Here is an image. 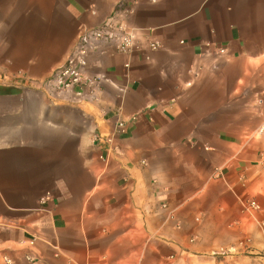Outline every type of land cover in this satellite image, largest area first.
<instances>
[{
	"label": "crops",
	"instance_id": "1",
	"mask_svg": "<svg viewBox=\"0 0 264 264\" xmlns=\"http://www.w3.org/2000/svg\"><path fill=\"white\" fill-rule=\"evenodd\" d=\"M119 1L0 0V264H264V0Z\"/></svg>",
	"mask_w": 264,
	"mask_h": 264
},
{
	"label": "built area",
	"instance_id": "2",
	"mask_svg": "<svg viewBox=\"0 0 264 264\" xmlns=\"http://www.w3.org/2000/svg\"><path fill=\"white\" fill-rule=\"evenodd\" d=\"M126 0L118 2L116 9L125 6ZM117 10L108 16L100 25L85 28L78 36L77 41L70 51L66 62L57 68L47 83L59 90L70 91L78 89L79 93L88 91L93 94L99 89L101 82L106 79L103 75L90 76L86 73L87 54L91 45L100 42L112 44L118 52L129 53L135 45L137 33L135 29L125 21L117 18ZM151 48L157 49L160 44L151 43ZM226 49L221 48L220 53H225ZM129 67V64H126ZM120 129L124 128V123L119 124ZM264 133V122L259 128L251 132L252 137L260 136ZM258 208L256 202L251 203Z\"/></svg>",
	"mask_w": 264,
	"mask_h": 264
}]
</instances>
